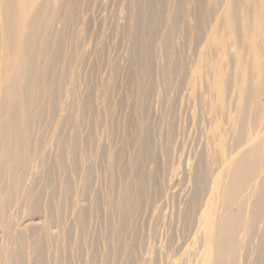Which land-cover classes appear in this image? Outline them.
I'll return each instance as SVG.
<instances>
[{
  "label": "bare ground",
  "instance_id": "6f19581e",
  "mask_svg": "<svg viewBox=\"0 0 264 264\" xmlns=\"http://www.w3.org/2000/svg\"><path fill=\"white\" fill-rule=\"evenodd\" d=\"M94 1L0 0V264H264V0H104L119 5L114 30L124 22L127 35L120 57L110 59L103 91L115 88L116 71L135 51L145 56L132 103L133 151L123 162L112 115L97 110L110 99L103 91L98 94L108 101L98 95L101 104L92 103L100 112L89 136L94 155L86 153L89 139L80 128L93 99L82 92L90 44L80 8ZM73 18L79 32L67 50L56 24ZM98 41L97 50H104L103 37ZM187 75L196 150L186 167L175 161L172 137L174 104ZM151 109L160 117L154 138L142 122ZM45 111L56 120L42 139ZM66 124L69 142L60 138ZM102 149L106 185L98 190ZM62 162L69 175L59 179L58 191H48L45 177H54ZM181 167L193 196L206 203L182 246L174 241L181 218L169 190L186 174ZM156 175L167 203L154 206L143 233L137 225L145 204L155 201ZM97 212H103L101 229ZM26 216L46 219L26 228Z\"/></svg>",
  "mask_w": 264,
  "mask_h": 264
},
{
  "label": "rangeland",
  "instance_id": "374dc122",
  "mask_svg": "<svg viewBox=\"0 0 264 264\" xmlns=\"http://www.w3.org/2000/svg\"><path fill=\"white\" fill-rule=\"evenodd\" d=\"M113 2L112 1L109 2L108 4H110V5H108L104 2V0H103V3H102V0H98V1H94V3H90L89 4L90 6L86 5V4H88V3H86V4L82 5L80 8L81 9L80 12L83 14H86L88 17L89 23H87L86 29H85V33H87L85 36L86 37L85 40H87V41L89 40L88 43L90 44L89 50L87 52L86 61L83 64V77H82V79H83L82 80V85H83L82 90L83 91L82 92L85 96L87 94H88V96L91 94V97L93 99L88 98V100L86 101L87 104L89 103L88 104L89 106L93 105L92 103H94L95 101H97V100L99 101V99H100L99 96H101V99L103 98L102 100L100 99L101 102L103 100L108 101L107 100L108 98H106V97L110 98L109 101L106 102L105 104H103V102H102V105H100L101 102H99V104L97 103L98 101L95 102L96 106L100 105V107H98V109H97V107H95V105H93L92 108H91V106H90V108H89V106H88V108L86 107L87 109L84 110L85 112L83 111L81 114L80 128H81V131L83 133L82 135L83 136L86 135L84 137L85 138L84 142H86V140L89 139V136L90 137L93 136V135H91V133L94 134L93 132H96L94 130L95 129V126H94L95 120L93 118L97 116V112L100 113L99 111L100 110L102 111V109H103V111H104L103 114L108 115V116L112 115L111 117L115 123V127H117V131H115V137L117 138L116 141L118 142L117 145L119 146V147L118 146L117 147L120 150L122 149L121 151H118V153H119V156H121V160L123 162V161L127 160L128 157H130V155L132 154L131 152L133 151L132 150V146H133L132 141L134 140V135H135V128H134L135 127V124H134L135 115H134V111L132 109L133 108L132 103L135 100L137 93H138L137 80L141 76L140 70H141L142 61L144 60L145 56H144V54H142L140 52V50L135 51L133 56L130 59H128L127 61H125L123 64H121L122 66H120V68H118L119 70L116 71L117 73H115L116 79H115V83H114V86L116 85L115 88L113 87L110 90H107L108 89L107 85H105V82L107 80L106 78H108L109 74L112 73L111 72L112 70L109 67L110 59L114 60V59H117L120 57L119 54L122 53V51L124 49V41H125V38L127 35V26H126V23L124 24V22L121 23V26L119 29L120 31H118V33H116L117 30H114V28H115L114 25L116 24V22L119 19L118 14H119L120 9H119V5L116 2H114V3ZM104 3L106 5H104ZM155 3H154V7H155ZM116 4H117V6H116ZM82 8H83V11H82ZM59 20L60 21H58V23L56 24V27L61 29V30L63 29L62 31L64 34L63 33L62 34H63V38H64V43H65L64 47H65V49L69 50L71 48V44H72L71 43L72 36L76 35L77 31L79 32V30L77 29L78 27H77L76 18H73L72 20H67V21H64L63 19H59ZM61 21L63 23H61ZM103 22L105 24L108 22L106 24V30H107L106 33L107 34L104 32V35L101 31L102 30L101 27L103 25ZM102 37L105 41L106 46L104 47V50L98 51L96 44H98L97 43V42H99L98 40H101ZM70 62H72V60L68 59L67 63L69 64ZM60 65H61V63H58V62L55 63V68L56 67L59 68ZM58 68H56V69H58ZM188 76L189 75H187V79L185 78L183 84L180 86V89H179V94H180L179 98L180 99L177 103L174 104L173 123H174L175 129H174V134L172 137L173 138L172 146H173L174 150H177V149H178V151L180 150L179 153H178V151H176L177 154H175V156L176 155L179 156V154L182 155L181 154L182 149L185 152V153L183 152L185 154V155L183 154L185 157L183 155H182V157L176 156L175 161H176V163H179V161H181V163H179L181 165L185 161L184 166H186V167L192 163L193 157H194L193 154L195 153V150H196V146H195L196 145L195 144L196 133L192 129L189 130V128H192L193 120L191 121V118L193 119V114H194V111L196 109H195V107L192 106L193 104L189 103L190 101L187 100V99H190V97H192V95L191 96L189 95V94H192V85H191V81H189L190 78ZM185 81H186V83H185ZM189 83H190V86L188 85ZM184 84H185V86H184ZM105 86L107 88L106 89L107 91H105V90L104 91L108 92V94H110V96L104 93L103 89H105ZM147 88L150 91V89H151V83L150 82H148ZM187 90H189V91H187ZM98 92H102V95L104 94V95H106V97H103L101 94L99 95ZM95 95L98 98H95ZM181 96H182V98L185 97L184 98V100H186L185 102H184V100L181 99ZM82 98H84V97L82 96ZM85 99H87V96L84 98V100ZM84 100H82V101H84ZM90 100H92V101L89 102ZM147 101H150V95H147ZM188 103L191 105L192 109ZM101 106H102V108H101ZM99 108H101V109L99 110ZM96 109L99 111H97ZM191 110L193 111L192 115H191V113H192ZM95 113H96V116H95ZM107 113H109V114H107ZM145 114L146 115H144V117L142 116L144 118V120L142 118V122L144 121L145 124L147 123L146 125L149 126V128L145 125L146 128H148V130L149 129L151 130V132H149L151 134L149 137L153 136L151 138H154L156 136V134L158 133L159 128H160L159 113L156 110L151 109L148 112H146ZM55 120H56L55 115L52 114V112L45 111L44 115H43L42 122H41L42 125L40 124L39 130L40 129L41 130L39 131V134L41 135L40 132L42 131L43 132L42 136H43V134L45 136H47L46 134L51 132L52 127L55 124ZM116 122L118 124H116ZM144 122H143V124H144ZM67 132H69L68 124H66V126H64L62 128L61 133H60V136H61L60 138L62 140L64 138L66 142H69V137H68ZM190 132H192V133H190ZM122 136H124L123 139L125 138L126 141L122 139ZM193 136H194V138H193ZM93 138H90V139H93ZM151 138H148V141L146 143V145H147L146 148H148L147 150H149V148L151 150H153V148H151V146H153L151 143L152 140H150ZM42 139H45V137L43 136ZM90 139L87 141L88 145L84 144V146L87 145V147H85V148H87V149H85V151L88 155L90 154V156H91V155H94L96 151H94L95 147L93 146L92 142H90L91 146H89V144H90L89 141H92ZM194 139H195V141H193ZM175 142H177V143H175ZM176 144L178 146H176ZM101 152L102 153H100V155H99V157H101V159H99L100 163L98 164L99 165L98 166L99 167L98 168L99 178L95 183L98 190H103L105 185H106V177L104 176L105 175L104 170H105V164H106L105 163L106 162V159H105L106 156H104V155H106L105 149H102ZM151 152H153V151H151ZM190 156H192V157H190ZM186 161H189V162H187V165H186ZM60 164L61 165L59 167V170L56 171L55 174L54 173L52 174L53 176L55 175L54 177H50V176H49L50 178L45 177V179H46V182H44V184H46L45 189L48 188V191H52L53 189L54 190L57 189V191H58L57 187L59 186V184H58L59 179H61V178L64 179L65 176L69 175L68 174L69 171H68V168L66 167L65 163L62 162ZM186 167H181V169H180V170L185 169V171H186V174H184L185 173L184 171H183L184 173L183 172L180 173V176L182 175L183 178H181L180 176H178L177 179L175 178L173 181L174 184L172 185L173 187L170 186L171 188H169L170 191H173V193H175V194H173V197L176 198V199H174L175 203L177 202L176 207H177V210H179L178 213L180 212L179 214L181 215V216L179 215V218H181L180 219L181 222L179 221V223H178V225H180V226H178V225L176 226L177 231H175V233H174V241L180 246H182L181 244L184 245V243H187L189 241V239L191 238V235L193 233V230L196 227V222H197L198 216L201 213V209L203 211L206 207V203L203 200L204 198H202L201 196H200V198H199V196L197 198H195L193 196L194 190H192V189H194V187L192 185H190L187 181L188 175H187V168ZM156 176H155L156 182H155V185L152 189V194L155 195L156 197L153 195L151 197L153 200H155V201H153V204L155 203L156 205L155 204L153 205L151 200H150L143 207L144 209L141 211L140 218H139L138 225H137V226L142 228L141 229L138 227L141 230V232H143V231L146 232V229L149 227V224H150L149 222H150L151 217H152V212H153L154 206L159 207L158 205L161 204L160 206H162L164 203H165V205L167 203V199L165 198L166 195L163 196L164 193L159 191V189H160V186H159L160 180L158 179L159 175H156ZM184 176H186V177H184ZM180 178H181V180H180ZM184 178H186V179H184ZM166 191H168V189ZM157 192H158V196L160 198L157 196ZM161 195L166 200H164V199L161 200L162 199ZM55 197H57V194L55 195ZM52 199H53V197H52ZM148 204H150V205H148ZM202 205L204 208L202 207ZM152 206H153V208H152ZM179 208H181V209H179ZM181 210H182V213H181ZM98 211H100V210H98ZM196 211H198V212H196ZM102 213L103 212H97V215L95 217V224H97L96 227H98L100 229L102 227V221H103V218L101 217V216H103ZM196 214H197V216H196ZM32 217L33 216H26L21 222V224L25 223L24 225L22 224V226L27 228L29 226H33L34 223H37L39 221H44L46 219L43 216L40 218H39V216H34V218H32ZM96 218H97V220H96ZM98 225H100L101 227H99ZM189 227L191 228V230H189L190 229ZM52 229L55 231L59 230V228L56 225H52ZM187 231H189V232H187ZM145 232H143V233H145ZM0 235H1V233H0ZM32 243L35 244L34 241ZM33 244H32V246H34ZM180 246L177 247L179 250L181 249V248H179ZM34 247L36 248V244ZM34 247H32V248H34ZM35 248H34V250H35ZM49 253H50V249L48 247H45V250L43 252L44 256L47 257L49 255ZM35 255H37L36 252H35Z\"/></svg>",
  "mask_w": 264,
  "mask_h": 264
}]
</instances>
